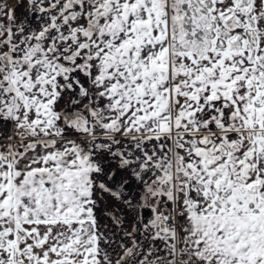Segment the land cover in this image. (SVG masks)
<instances>
[{
	"label": "snow or ice",
	"instance_id": "snow-or-ice-1",
	"mask_svg": "<svg viewBox=\"0 0 264 264\" xmlns=\"http://www.w3.org/2000/svg\"><path fill=\"white\" fill-rule=\"evenodd\" d=\"M0 264H264V0H0Z\"/></svg>",
	"mask_w": 264,
	"mask_h": 264
}]
</instances>
